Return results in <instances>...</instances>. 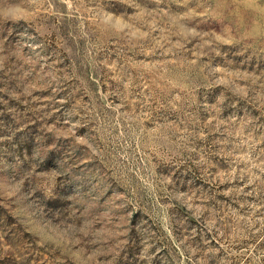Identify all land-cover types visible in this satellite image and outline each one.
I'll list each match as a JSON object with an SVG mask.
<instances>
[{"label": "rangeland", "instance_id": "1", "mask_svg": "<svg viewBox=\"0 0 264 264\" xmlns=\"http://www.w3.org/2000/svg\"><path fill=\"white\" fill-rule=\"evenodd\" d=\"M0 264H264V0H0Z\"/></svg>", "mask_w": 264, "mask_h": 264}]
</instances>
